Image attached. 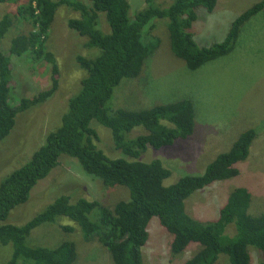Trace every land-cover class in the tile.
Wrapping results in <instances>:
<instances>
[{"label": "trees", "instance_id": "1", "mask_svg": "<svg viewBox=\"0 0 264 264\" xmlns=\"http://www.w3.org/2000/svg\"><path fill=\"white\" fill-rule=\"evenodd\" d=\"M90 1L91 6L80 0H0V4H10V11L0 20V147L16 131L19 114L47 103L58 89L59 65L48 48L58 8L66 6L80 13L79 19L68 21V27L86 37V47L96 51L89 57H77L85 77L69 99L60 125L46 136L29 160L0 180V260L6 259L5 264H78L82 253L73 239L48 246L34 238L39 228L66 218L80 229L84 243L101 244L114 264H144L142 248L149 242L154 218L173 236L170 256L181 257L195 250L182 264H216L223 255L229 264H250L251 248L262 256L259 264H264V212L255 216L249 213L252 193L246 186H234L228 192L216 219H196L186 207V200L195 192L203 193L229 181L237 183L242 163L250 158L256 139L262 138L264 119L249 124L203 174H188L168 184L171 170L160 159L145 162L141 157L150 148L161 150L173 146L177 139L195 135L199 103L183 99L137 110L110 107L116 89L123 82L137 79L145 62L159 48L161 37L155 33L158 20H168L171 51L194 72L236 48L244 25L264 10V0L239 15L224 41L211 46L198 44L194 25L201 10L215 11L218 0H173L168 6L145 0L147 7L133 15L129 0ZM102 14L109 32L99 23ZM18 21H23L19 23L20 30L14 31L15 37L4 51L2 40ZM24 22L31 24V31L22 30ZM23 55L51 67L52 86L32 98L16 99L11 57ZM12 98L17 101L13 103ZM99 126L110 130L103 128L112 134L120 157L111 158L105 152L103 129ZM135 128H141L137 132L143 133L134 135ZM65 156L76 159L73 166L92 180L101 181L104 187H125L129 199L110 208L98 200L82 197L72 202L62 195L24 224L13 223L12 212L29 201L33 190L61 165ZM209 203L212 205V198ZM63 229L74 233L73 227ZM2 249L7 254L2 255Z\"/></svg>", "mask_w": 264, "mask_h": 264}, {"label": "rangeland", "instance_id": "2", "mask_svg": "<svg viewBox=\"0 0 264 264\" xmlns=\"http://www.w3.org/2000/svg\"><path fill=\"white\" fill-rule=\"evenodd\" d=\"M80 1L88 6L92 5L90 0ZM260 1L218 0L212 14L201 10L200 19L194 25L196 41L200 46H211L222 42L232 22ZM170 2L171 0H156L159 5ZM129 3L132 15L147 7L145 0H129ZM7 11H10V4H0V20ZM80 17L79 12L66 6L58 8L48 40V48L55 54L59 65L58 89L47 103L19 114L16 131L0 147V180L29 160L44 143L46 136L59 126L67 110L69 99L80 88L85 72L80 68L77 57H89L96 52L86 47V37L78 35L68 27L70 19ZM155 21L153 25L156 24ZM158 21L155 33L161 37L159 48L145 62L144 69L137 79L123 82L116 89L110 107L137 110L183 99L199 103L193 137L180 139L176 145L161 150L150 148L141 157L145 162L160 159L172 173L166 181L168 184H175L185 175L203 174L207 165L219 154L228 151L249 124L264 119V10L244 25L239 43L230 54L194 72L189 71L185 63L172 53L164 22L168 24V20ZM21 22L23 21L14 23L2 40L1 46H4V49L2 48L4 51H8L9 44L15 37L14 31L20 30ZM99 23L104 31L109 32L104 14L100 16ZM149 26L143 33L145 43L148 42L145 32ZM22 30L25 33L31 31V24L24 22ZM11 60L16 99L32 98L38 92L51 88V67L45 62L39 63L30 55L12 56ZM129 82L130 84L126 85ZM12 99L13 103L17 101ZM99 128L109 130L104 126ZM104 129L101 134L103 149L111 158L120 157V151L114 149L112 134ZM140 129L135 128L133 134L143 133L137 132ZM263 134L261 140L256 139L258 141H255L254 146L252 145L248 161L242 163L241 177L239 176L237 183L229 181L203 193L195 192L186 200L190 214L203 221L216 219L218 209L234 186H246L252 193L250 212L253 215L264 211ZM99 143L100 141L97 142ZM76 161L65 156L61 165L33 190L29 201L12 212L11 221L19 225L24 224L62 195L69 196L72 202L82 197L98 200L110 208L123 199H129V191L125 187L116 189L104 187L101 181L92 180L78 167L73 166ZM211 198L212 205L209 203ZM152 221L149 228V242L142 248L144 264H182L194 254L195 250L186 252L181 257L170 256L173 236L161 227L158 219L153 218ZM65 226L73 227L74 233L64 232ZM34 238L40 244H50L48 246L55 245L63 239V241H76L82 253L78 264H114L101 244L84 243L80 229L66 218L58 220L53 225L39 228L34 232ZM45 239L52 242H47ZM9 249L11 250L12 247ZM254 253L251 249L250 254ZM1 254L7 253L2 249ZM2 260L3 258L0 264H5L6 259L4 262ZM227 262L228 258L222 256L216 264H227Z\"/></svg>", "mask_w": 264, "mask_h": 264}, {"label": "clouds", "instance_id": "3", "mask_svg": "<svg viewBox=\"0 0 264 264\" xmlns=\"http://www.w3.org/2000/svg\"><path fill=\"white\" fill-rule=\"evenodd\" d=\"M173 0H171V2H172ZM155 2H156V0H155ZM171 2L169 3V4H166V5H162V4H160V6H168V5H170L171 4ZM214 12V11H213ZM212 12V13H213ZM212 13H208V14H212ZM163 21V20H162ZM165 22V24H166V26H167V23H166V21H164ZM167 31H168V29H167ZM229 31V30H228ZM228 33V32H227ZM168 34H169V32H168ZM227 35V34H226ZM226 38V37H225ZM224 38V39H225ZM195 39H196V36H195ZM224 41V40H223ZM222 41V42H223ZM220 43V42H219ZM215 44V43H214ZM202 45V44H201ZM179 101V100H178ZM60 125V124H59ZM195 128H196V126H195ZM194 135H192L191 137H193ZM191 137H189V138H191ZM188 139V138H187ZM178 140H180V139H177L176 140V142H175V145H176V143L178 142ZM181 140H186V139H181ZM184 142V141H183ZM69 197V196H68ZM70 198V197H69ZM76 202V201H75ZM251 204H252V202H251ZM251 208V207H250ZM264 212V211H263ZM249 213L251 214V215H253L251 212H250V210H249ZM253 216H255V215H253ZM164 229V228H163ZM165 230V229H164ZM166 231V230H165ZM167 232V231H166ZM171 242H172V240H171ZM170 248H171V243H170ZM251 249H253L254 250V248H251ZM250 249V250H251ZM255 255V256H254ZM224 256V255H223ZM261 260H262V256L261 255H257L256 253H254L253 255H251V262H250V264H259L260 262H261ZM227 264H229V260H228V262H227Z\"/></svg>", "mask_w": 264, "mask_h": 264}]
</instances>
